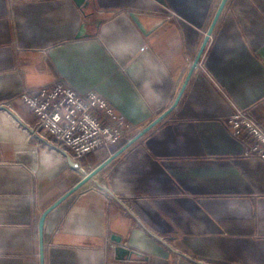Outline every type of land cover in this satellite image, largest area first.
Masks as SVG:
<instances>
[{
  "label": "crops",
  "instance_id": "crops-1",
  "mask_svg": "<svg viewBox=\"0 0 264 264\" xmlns=\"http://www.w3.org/2000/svg\"><path fill=\"white\" fill-rule=\"evenodd\" d=\"M89 1L0 0V101L19 116L0 111V264H41L42 214L124 143L75 168L26 142L18 95L98 91L133 137L173 105L222 4ZM202 62L167 119L48 215L45 264H264V163L227 124L238 106L264 125V0H228Z\"/></svg>",
  "mask_w": 264,
  "mask_h": 264
},
{
  "label": "built area",
  "instance_id": "built-area-1",
  "mask_svg": "<svg viewBox=\"0 0 264 264\" xmlns=\"http://www.w3.org/2000/svg\"><path fill=\"white\" fill-rule=\"evenodd\" d=\"M199 66H204L202 60L197 68ZM18 96L35 118L33 124L22 119L26 127L22 125L19 130L26 129V142L36 140L37 146L45 150L61 149L78 164L94 152L118 145L134 127L95 90L81 94L68 84L57 82L47 87L25 89ZM0 111L17 115L6 102L0 103ZM227 124L232 136L248 148L245 158L264 163V125L248 109L238 106ZM110 246L117 249L112 241ZM182 258V254H176L175 264Z\"/></svg>",
  "mask_w": 264,
  "mask_h": 264
},
{
  "label": "water",
  "instance_id": "water-1",
  "mask_svg": "<svg viewBox=\"0 0 264 264\" xmlns=\"http://www.w3.org/2000/svg\"><path fill=\"white\" fill-rule=\"evenodd\" d=\"M78 6H83L87 8L90 5L89 0H74ZM220 4L219 9L216 13V16L211 24V27L205 37V40L202 44V47L200 48V51L192 63L191 69L187 75V78L179 91L173 105L165 111L163 114H161L157 119H155L152 123H150L146 128H144L142 131H140L135 137H133L130 141H128L125 145H123L120 149H118L115 153L111 154L106 160H104L102 163H100L98 166L93 168L88 173H84L81 180L67 193H65L62 197H60L54 204H52L41 216L40 222H39V238H40V260L41 264H45V224L46 219L49 217L48 215L52 213L56 208H58L61 204L65 203L66 200H68L71 196L76 194L79 190H81L84 186H86L88 183H90L92 180H94L98 175H100L101 172L104 171L111 163L116 161L117 158H119L122 154H124L128 149L133 147L141 138H143L146 134L150 133L155 127H157L163 120L167 119V117L177 108L178 105H180V101L186 91V88L192 78L194 76V71L196 70L199 62L202 60V57L205 53V50L210 42V39L214 33V30L216 28V25L218 23V20L220 19L226 5L228 4V0H222ZM131 17L133 20L137 23V25L142 29V26L139 21V16L136 14H131ZM90 35L87 32V24H83L82 28L80 29L77 38L82 37H89ZM69 161L71 164L75 166V168L79 167V164L74 162L72 157L68 155ZM83 171V170H82ZM84 172V171H83ZM118 243H121L120 240H117ZM136 251H132L129 248L118 246L115 250V255L119 260H124L127 256L130 258L134 255H136Z\"/></svg>",
  "mask_w": 264,
  "mask_h": 264
},
{
  "label": "rangeland",
  "instance_id": "rangeland-1",
  "mask_svg": "<svg viewBox=\"0 0 264 264\" xmlns=\"http://www.w3.org/2000/svg\"><path fill=\"white\" fill-rule=\"evenodd\" d=\"M18 98H19V96H18ZM19 99H20V98H19ZM1 102H6V103H7L8 105H10V106L13 108V110L15 111V108H14V106H13V104H12V103H13L12 101H9V100H3V101H0V103H1ZM15 112H16V111H15ZM12 122H13V121H12ZM13 124L15 125V127H17L16 124H15L14 122H13ZM131 124H132V123H131ZM132 125H133V124H132ZM133 129H134V127H133L131 130H133ZM17 130H19L18 127H17ZM131 130H129V131L127 132L126 136H125L124 139L121 141V143L124 141L123 145H125L128 141H130L133 137L136 136V135H135V136H133V137H128V133H129ZM19 131H20L21 133H23V135H25L24 132H22L21 130H19ZM141 139H142V138H141ZM141 139H140V140H141ZM126 140H127V141H126ZM140 140H139V141H140ZM139 141H138V142H139ZM123 145H122V146H123ZM104 150H109V149H104ZM99 151H103V150H99ZM99 151H97V152H99ZM94 153H96V152H94ZM114 153H115V152H114ZM110 155H111V154H110ZM110 155H109V156H110ZM174 261H175V257H174ZM174 264H175V262H174Z\"/></svg>",
  "mask_w": 264,
  "mask_h": 264
},
{
  "label": "bare ground",
  "instance_id": "bare-ground-1",
  "mask_svg": "<svg viewBox=\"0 0 264 264\" xmlns=\"http://www.w3.org/2000/svg\"><path fill=\"white\" fill-rule=\"evenodd\" d=\"M22 125H24V127H26L25 126V124L22 122V120L20 119V121L18 122V127H19V129H21L22 130ZM26 131V129L24 130V132ZM27 134V133H26Z\"/></svg>",
  "mask_w": 264,
  "mask_h": 264
}]
</instances>
